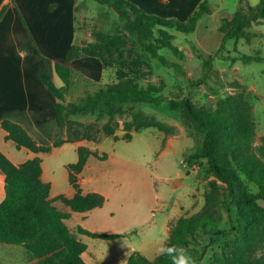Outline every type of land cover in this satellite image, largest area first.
<instances>
[{
    "label": "rangeland",
    "instance_id": "obj_1",
    "mask_svg": "<svg viewBox=\"0 0 264 264\" xmlns=\"http://www.w3.org/2000/svg\"><path fill=\"white\" fill-rule=\"evenodd\" d=\"M148 1L138 5L160 16L180 20L188 19L203 2L210 8L211 13L200 18L194 31L168 29L174 34L173 42L182 49L184 57L169 48H162L160 53L180 63L183 70L164 65L141 45L135 44L132 34L126 29V21L110 5L89 0L78 20L77 43L88 44L95 40L93 32L99 30L126 37L130 44L113 55L103 52L114 61L113 66L107 69L95 58H78L77 64L94 61L100 77H92L85 68H75L67 102H80L106 87L115 79V70L119 66H123L125 71L135 72L134 81L139 87L158 85L161 93L170 99L182 100L190 95L200 110L217 112L222 109L232 113L238 103L248 102L256 122L255 140L251 145L239 148L232 156H253V159L264 163V60L244 63L239 58L241 54H260L264 58V17L252 18L238 40L231 38L223 43L222 31L237 11H249L250 7L264 0ZM210 55L214 58L210 67H206ZM135 112L154 116L168 128L146 127L134 119ZM70 118L92 123L98 130L97 140L82 139L80 145L110 155L106 159L90 156L82 174L98 175L95 186L104 190L107 196L106 202L92 209L83 222L99 231L122 234L113 239L89 236L78 231L80 215L71 218L68 224L73 233L81 237L96 255L92 264H126L134 251L154 260L158 256L157 249L161 243H167L170 231L181 217L197 218L210 213L213 217L222 218L218 228H230L226 183L208 170L207 158L202 157L192 166L184 161L185 155L201 149L204 139L191 117L170 108L164 101L161 104H123L112 119L100 109L73 113ZM68 125L64 128L65 137L69 136ZM110 127L113 133L107 134ZM129 135L131 140L126 139ZM78 157V150L70 146L49 154L45 159L51 174L58 175L67 189L73 188L66 179L67 165L76 162ZM252 187L257 190L255 184ZM245 250L252 257L264 260V243L254 246L250 240H241L235 231L227 230L216 234L205 257L197 264L227 260L233 252ZM0 264L43 262L22 244L0 242Z\"/></svg>",
    "mask_w": 264,
    "mask_h": 264
},
{
    "label": "trees",
    "instance_id": "obj_2",
    "mask_svg": "<svg viewBox=\"0 0 264 264\" xmlns=\"http://www.w3.org/2000/svg\"><path fill=\"white\" fill-rule=\"evenodd\" d=\"M101 4L110 5L120 17L126 21V29L132 34V41L147 50L164 65H173L182 71L180 63L169 60L160 53L162 48H169L176 55L184 57V52L174 42V34L169 28L178 31L191 32L205 13H211L206 2L194 11L186 20L167 18L152 13L130 0H97ZM7 6L0 10L2 20ZM264 17V1L249 11L239 10L223 27V43L228 39L238 40L245 33V27L252 18ZM95 40L88 44L73 43L67 52V60L71 62L82 56H92L100 60L103 68L113 66V60L108 55L121 52L130 44V39L107 34L96 30ZM107 51L108 55L103 52ZM214 55H210L206 67H210ZM239 58L244 63L263 61L260 54H241ZM55 71L62 81L57 85L47 68L38 70V76L48 88L58 97L55 105L56 117L62 129V136L51 145H40L20 124L5 119L2 126L8 130V138L17 142V146H27L39 152L51 151L65 142L82 139L97 140L98 130L92 123H86L70 118L73 113L89 110H104L112 119L123 104L148 102L161 104L167 101L170 108L182 111L191 117L204 139L199 151L184 156V161L190 166L202 157L209 161V171L214 172L226 183L229 200L226 202L229 229L218 228L222 218L205 213L197 218L181 217L168 235L167 244L182 246L189 251L195 264L201 261L215 240L218 233L235 231L243 241L250 240L254 246L264 243V163L249 157H233L239 148L251 145L256 136V122L253 118L252 106L248 102L238 103L232 113L222 109L217 112L200 110L189 95L182 100L170 99L163 95L160 86L149 84L146 88L139 87L134 81L135 72L125 71L123 66L115 70V79L102 87L97 93L88 95L80 102H67V94L72 85L75 69L67 63L57 61ZM134 119L148 126H157L162 130L168 127L154 116L135 112ZM68 125L69 136H64V128ZM70 126V128H69ZM110 126V125H108ZM140 126H142L140 124ZM73 128V129H72ZM139 129L141 127H138ZM110 127L107 134H112ZM126 139L131 140V135ZM78 160L69 163V180L76 189L72 197L58 194L50 197L51 183L42 179L43 164L40 156H35L21 164H15L0 150V169L5 173V197L0 202V242L22 244L30 254L35 255L43 264H88L83 253L88 245L77 238L67 224L71 211L85 212L102 206L107 197L98 191L84 193L79 183V174L85 168L88 159L94 155L100 159L108 158V153H99L89 146L79 145ZM255 184L257 190H254ZM60 200L68 205L71 211H62L54 204ZM223 202V201H222ZM214 225L215 227H210ZM78 231L93 237L113 239L122 236L121 233H96L82 225ZM250 252L235 251L227 260H218L211 264H264L263 259L252 257ZM126 264H171L168 257L158 255L151 260L140 251L130 254Z\"/></svg>",
    "mask_w": 264,
    "mask_h": 264
},
{
    "label": "crops",
    "instance_id": "obj_3",
    "mask_svg": "<svg viewBox=\"0 0 264 264\" xmlns=\"http://www.w3.org/2000/svg\"><path fill=\"white\" fill-rule=\"evenodd\" d=\"M88 1L0 0V10L7 6L0 21V150L18 165L35 156H40L43 164L42 179L51 183L50 197L52 198L58 194L72 197L76 189L69 180L68 168L66 179L72 185L71 189L66 188L65 182L58 175L51 174L45 159L49 154L70 146L77 149L80 140L65 142L48 152H36L27 146L18 147L14 139L8 138V130L2 126V121L10 119L22 125L40 145H51L62 136L55 110L58 97L38 76V70L41 68L50 70L54 81L59 86L62 85V81L55 71L57 61L67 63L74 69L85 68L92 77H100L94 61H87V63L83 61L77 64L80 57L71 62L67 60L70 45L77 43L78 20L80 14L84 13L85 3ZM130 1L136 4L147 3V0ZM152 1L156 0L148 2ZM82 57L86 58L85 60L95 58ZM95 59L100 62L97 58ZM108 156L110 157L109 153ZM88 164L89 159L79 174L82 191L84 193L98 191L104 194V190L95 186L98 175H82ZM5 184V173L0 169V202L5 197ZM54 204L62 211H71L70 207L60 200L55 201ZM71 212L72 215L67 219V224L71 218L79 214L78 225L96 233H115L88 227L83 221L91 210ZM68 226L73 232L69 224ZM76 236L82 240L81 237ZM87 254L90 256L87 257ZM83 258L88 264L95 262L96 255L91 252L89 245L83 253Z\"/></svg>",
    "mask_w": 264,
    "mask_h": 264
},
{
    "label": "clouds",
    "instance_id": "obj_4",
    "mask_svg": "<svg viewBox=\"0 0 264 264\" xmlns=\"http://www.w3.org/2000/svg\"><path fill=\"white\" fill-rule=\"evenodd\" d=\"M157 255L166 256L171 264H195V260L187 249L175 244L161 243Z\"/></svg>",
    "mask_w": 264,
    "mask_h": 264
}]
</instances>
